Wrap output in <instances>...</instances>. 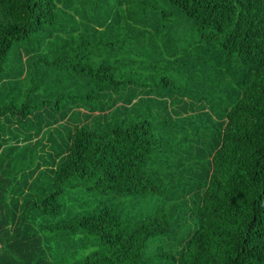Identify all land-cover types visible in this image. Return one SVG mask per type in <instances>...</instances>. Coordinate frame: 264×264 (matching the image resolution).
I'll return each instance as SVG.
<instances>
[{
  "label": "trees",
  "instance_id": "obj_1",
  "mask_svg": "<svg viewBox=\"0 0 264 264\" xmlns=\"http://www.w3.org/2000/svg\"><path fill=\"white\" fill-rule=\"evenodd\" d=\"M0 264H264V0H0Z\"/></svg>",
  "mask_w": 264,
  "mask_h": 264
},
{
  "label": "rangeland",
  "instance_id": "obj_2",
  "mask_svg": "<svg viewBox=\"0 0 264 264\" xmlns=\"http://www.w3.org/2000/svg\"><path fill=\"white\" fill-rule=\"evenodd\" d=\"M49 65L50 64H45V66ZM59 70L60 69L57 70V72H60L58 77L49 73L41 81L40 92H43L42 90L44 89V86H48V88L52 91L51 93L47 94L48 97H54L55 89L61 90V71ZM30 96L31 99L36 96L41 97L42 93H35L31 94ZM143 200L144 199H137L136 197H131L129 195H118L111 192H108L106 194H93L87 191L83 185L74 186L72 188L65 186L64 193L60 198L61 217L75 214L77 213L78 209L87 204H89V207H91L92 205H103L105 203L112 205L113 207L118 209L122 216L136 215L138 212H144V210L148 209L147 207L150 203V199H148L147 201ZM157 244L165 248L174 247V241L171 239H167L166 237H159L154 239L152 246L155 247Z\"/></svg>",
  "mask_w": 264,
  "mask_h": 264
}]
</instances>
